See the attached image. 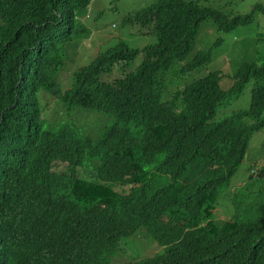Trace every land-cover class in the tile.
I'll return each instance as SVG.
<instances>
[{"label": "trees", "instance_id": "obj_1", "mask_svg": "<svg viewBox=\"0 0 264 264\" xmlns=\"http://www.w3.org/2000/svg\"><path fill=\"white\" fill-rule=\"evenodd\" d=\"M91 0H0V264H264V187L246 204L232 193V215L214 219L217 202L264 127V62L243 63L227 89L221 73L166 93L180 76L211 60L193 50L201 21L228 31L253 21L185 0H157L123 19L141 48L120 40L72 73L55 75L65 47L87 39L79 13ZM119 73L105 80L107 72ZM253 81L250 104L215 120L216 110ZM39 91L65 119L49 124ZM83 109L107 115L96 135L71 119ZM264 184V165L251 168ZM143 228L160 250L124 263L122 238Z\"/></svg>", "mask_w": 264, "mask_h": 264}, {"label": "rangeland", "instance_id": "obj_2", "mask_svg": "<svg viewBox=\"0 0 264 264\" xmlns=\"http://www.w3.org/2000/svg\"><path fill=\"white\" fill-rule=\"evenodd\" d=\"M157 0H91L88 7L79 13L82 23L86 24L91 35L87 39L74 41L65 49L67 54L64 65L56 73L55 80L62 90L69 88L72 82V73L78 67L88 64L94 56L122 40L131 47L141 48L155 42L153 34H139V26L124 25L123 19L143 7ZM198 2L202 6L220 9L229 16L248 14L255 4L264 5V0H185ZM199 50H210L211 60L194 70L180 76L178 69L166 74V93L182 88L184 82L192 81L211 71H219L221 77L219 85L227 89L232 83V76L237 69L246 62H264V16L255 11L253 21L246 25H239L228 31L218 30L212 19L200 22L198 32L194 38L193 50L187 58L179 64L190 59ZM119 73L107 72L103 75L105 80H111ZM253 81L245 86L243 92L219 106L216 110L215 120L229 115L232 111L246 109L250 104V91ZM39 101L49 124L65 119V110L53 96L39 91ZM107 115L96 111L78 109L71 115L76 127L84 134L96 135L98 129L106 124ZM264 165V127L251 135L249 144L236 173L230 180V188L225 192L216 205L214 219L222 224L232 215L231 195L240 193L246 198V204L251 201L260 187L264 184L250 169ZM122 252L114 259L115 262L124 263L134 258L151 256L160 250L158 244L141 228L135 234L122 238L120 241Z\"/></svg>", "mask_w": 264, "mask_h": 264}]
</instances>
